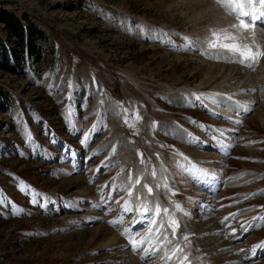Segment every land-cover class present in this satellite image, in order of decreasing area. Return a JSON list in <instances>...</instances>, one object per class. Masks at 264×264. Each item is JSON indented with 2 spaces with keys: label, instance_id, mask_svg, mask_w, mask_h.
I'll return each mask as SVG.
<instances>
[{
  "label": "rangeland",
  "instance_id": "rangeland-1",
  "mask_svg": "<svg viewBox=\"0 0 264 264\" xmlns=\"http://www.w3.org/2000/svg\"><path fill=\"white\" fill-rule=\"evenodd\" d=\"M0 14L39 29L54 49L41 45L47 58L32 71L0 70V86L15 97L13 109H0V264H119L125 254H107L116 249L136 257L125 230L139 232L140 240L147 225L132 226L134 193L143 198L149 184L154 199L170 164L178 173L191 171L189 188L205 182L223 193L219 209L233 198L235 208L218 213L215 224L202 218L207 211L200 216L189 207L209 252L217 251L218 239L238 237L230 248L236 259L264 264V247L254 250L264 239V220L251 226L247 210H264V56L250 69L247 61L229 62L239 53L208 47L218 33L219 45L264 50V17L255 28H233L239 20L217 0H0ZM227 97L248 114L229 120L215 114ZM202 169L207 178L196 175ZM129 171L141 179L133 211L123 213ZM235 180L243 187L233 188ZM36 193L69 195L71 207L61 212L58 202L47 205ZM121 215L123 223H109ZM223 229L236 236L209 234ZM152 256L153 264H165Z\"/></svg>",
  "mask_w": 264,
  "mask_h": 264
},
{
  "label": "snow or ice",
  "instance_id": "snow-or-ice-1",
  "mask_svg": "<svg viewBox=\"0 0 264 264\" xmlns=\"http://www.w3.org/2000/svg\"><path fill=\"white\" fill-rule=\"evenodd\" d=\"M222 6L226 7L229 11V14L234 15L239 20V25H233V28L248 30L249 28H255L256 20L264 17V12H257V5L264 6V0H218ZM262 30H264V24L261 25ZM213 39L208 41V47L216 48L223 47L232 53H239L241 59L236 61L235 59L229 60V62H240L245 63L248 62V66L252 67L253 64L258 62V58L264 56V50H258L253 52L250 46H243L246 51L241 48V46L232 44L229 45L227 43L219 45L217 41L220 39L218 33H213ZM225 39H236V37L227 35ZM191 44V42H188ZM214 59H220L219 56L210 57ZM196 100H200V97H194ZM226 99L231 100V97H227ZM213 103H218V101L213 100ZM237 113L240 111H250L247 108H236ZM127 123V121H125ZM115 151V146L113 147V152ZM140 156V162L145 163L143 154L138 153ZM159 154H157L158 156ZM187 159V158H185ZM151 175L153 178L156 177V170L153 168ZM197 176L208 177V173L203 170L196 171ZM141 176L137 175L135 180L132 178L131 171H129L128 182L126 186V193L128 199L122 205L123 213H130L133 211V200L132 193L136 189V187L140 183ZM162 184H157L156 187L159 189L160 187H164L169 195H175V192L168 187L167 185V177L161 176ZM107 187V185H106ZM119 190V186H115L113 191ZM144 190L146 191V195L141 198L140 194L136 196L135 203V212L136 216L133 217V227L137 223L146 224L147 227L141 229L140 231H145L146 235L143 239L137 240V236L139 232H132L131 229L125 230V235L129 239V242L132 244L133 250H137L138 248L143 249L145 255H151L153 253L159 252L160 257L157 258H167V262L173 261L175 258L176 264H191L188 260L189 253H185L184 249L181 247L179 242L174 243L176 240V233L179 228V221L176 216V210H179V205H176L172 211H169L167 207H162L159 199L155 201H151L148 199L153 194V188L149 184L144 185ZM35 196H40L39 193H36ZM42 199V198H41ZM33 202H38L33 200ZM119 203V201H116ZM182 211V210H181ZM186 214V213H185ZM125 217L121 215L119 221H110L109 223L115 226L117 223H123ZM226 220L228 218H225ZM257 219L264 220V217H258ZM169 229L172 239H169ZM181 241L187 240L188 235L184 234L181 236ZM166 245H172L171 248L166 247ZM179 254V255H178Z\"/></svg>",
  "mask_w": 264,
  "mask_h": 264
},
{
  "label": "trees",
  "instance_id": "trees-1",
  "mask_svg": "<svg viewBox=\"0 0 264 264\" xmlns=\"http://www.w3.org/2000/svg\"><path fill=\"white\" fill-rule=\"evenodd\" d=\"M41 45L45 52L53 53L48 38L39 29L23 24L12 14H0L1 71L12 75H21L25 70L32 71V66H39L47 58V55L42 58ZM55 59L52 58L51 62ZM14 106L12 92L0 86V109H13Z\"/></svg>",
  "mask_w": 264,
  "mask_h": 264
},
{
  "label": "bare ground",
  "instance_id": "bare-ground-1",
  "mask_svg": "<svg viewBox=\"0 0 264 264\" xmlns=\"http://www.w3.org/2000/svg\"><path fill=\"white\" fill-rule=\"evenodd\" d=\"M202 51V50H201ZM225 112V111H224ZM228 112V111H227ZM159 179H160V181H161V176L159 177ZM163 182L161 181L160 182V184H162ZM168 185V187H169V184H167ZM166 190V189H165ZM166 192H167V190H166ZM167 194H168V192H167ZM169 195V194H168ZM98 228H100V227H98ZM109 237H110V235H109ZM113 239H110L108 242H107V244H109V243H111V242H113L112 241ZM106 244V243H105ZM203 245V244H202ZM233 250H234V248H233ZM130 256L132 257V255L131 254H125L124 255V260L123 261H113V260H109V262H112V263H114V262H118L119 264H121V262L122 263H124L125 264V262H126V260H128V259H130ZM220 259H221V261H225V260H230V259H232V258H230V257H227V256H225L224 258L223 257H221L220 256ZM133 260V259H132ZM131 260V261H132ZM134 262V261H133ZM132 262V263H133ZM243 262V261H242ZM131 262L129 263V262H126V264H132ZM133 264H139V262L138 261H136V262H134Z\"/></svg>",
  "mask_w": 264,
  "mask_h": 264
}]
</instances>
